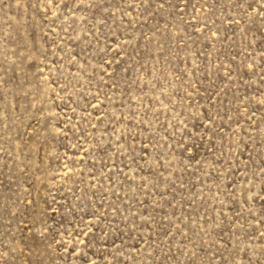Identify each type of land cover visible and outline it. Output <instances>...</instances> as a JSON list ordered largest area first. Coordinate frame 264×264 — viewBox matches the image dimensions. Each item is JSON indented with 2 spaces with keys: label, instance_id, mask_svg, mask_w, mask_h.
<instances>
[{
  "label": "rangeland",
  "instance_id": "374dc122",
  "mask_svg": "<svg viewBox=\"0 0 264 264\" xmlns=\"http://www.w3.org/2000/svg\"><path fill=\"white\" fill-rule=\"evenodd\" d=\"M0 264H264V0H0Z\"/></svg>",
  "mask_w": 264,
  "mask_h": 264
}]
</instances>
